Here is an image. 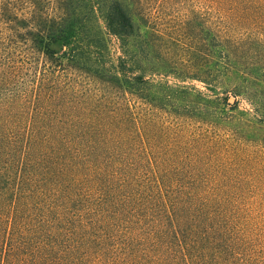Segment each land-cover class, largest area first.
Listing matches in <instances>:
<instances>
[{
	"label": "trees",
	"instance_id": "trees-1",
	"mask_svg": "<svg viewBox=\"0 0 264 264\" xmlns=\"http://www.w3.org/2000/svg\"><path fill=\"white\" fill-rule=\"evenodd\" d=\"M164 4L0 0V264H264V0Z\"/></svg>",
	"mask_w": 264,
	"mask_h": 264
},
{
	"label": "rangeland",
	"instance_id": "rangeland-1",
	"mask_svg": "<svg viewBox=\"0 0 264 264\" xmlns=\"http://www.w3.org/2000/svg\"><path fill=\"white\" fill-rule=\"evenodd\" d=\"M154 1H156V0H154ZM165 1H166V4H164L165 7L160 9L162 12L160 17L163 18V20L166 21L168 19L170 21V24L174 25V27H177L178 26L177 23L173 22V21H175V17H176V15H175L176 13L174 12V10H177V8L181 7V9H179V10L188 14V15H186V18H185L186 21L189 20L190 23H193L194 25L197 26V21L194 19L193 13L190 14V12L196 10V8H194L193 5H194V3H196L197 0H165ZM183 6L186 7L187 12L182 9ZM200 12H201V22H202L201 26H203V24H204L203 18L205 17V15L202 13V11H200ZM185 28H188L187 23L185 24ZM186 32L188 33V36H189V34L192 35L191 32L188 31L187 29H186ZM185 41L187 42V40H185ZM176 45H179V44L176 43ZM171 47H172V45H171ZM171 47H169V49ZM180 54H181L180 50L174 45L173 48H171V56L177 58V57H179ZM192 83H194L197 87L200 88V83H197L195 81H192ZM243 106H246V105L241 102L239 107H243Z\"/></svg>",
	"mask_w": 264,
	"mask_h": 264
}]
</instances>
